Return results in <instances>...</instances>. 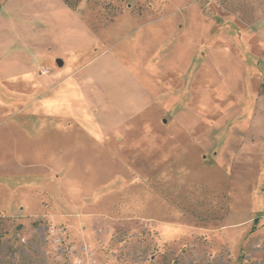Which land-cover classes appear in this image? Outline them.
Wrapping results in <instances>:
<instances>
[{"label": "rangeland", "instance_id": "374dc122", "mask_svg": "<svg viewBox=\"0 0 264 264\" xmlns=\"http://www.w3.org/2000/svg\"><path fill=\"white\" fill-rule=\"evenodd\" d=\"M0 264H264V0H0Z\"/></svg>", "mask_w": 264, "mask_h": 264}, {"label": "trees", "instance_id": "16d2710c", "mask_svg": "<svg viewBox=\"0 0 264 264\" xmlns=\"http://www.w3.org/2000/svg\"><path fill=\"white\" fill-rule=\"evenodd\" d=\"M64 5L72 11H76L81 3V0H62Z\"/></svg>", "mask_w": 264, "mask_h": 264}, {"label": "water", "instance_id": "95a60500", "mask_svg": "<svg viewBox=\"0 0 264 264\" xmlns=\"http://www.w3.org/2000/svg\"><path fill=\"white\" fill-rule=\"evenodd\" d=\"M62 63L59 62V66H61Z\"/></svg>", "mask_w": 264, "mask_h": 264}, {"label": "crops", "instance_id": "0c3cea01", "mask_svg": "<svg viewBox=\"0 0 264 264\" xmlns=\"http://www.w3.org/2000/svg\"><path fill=\"white\" fill-rule=\"evenodd\" d=\"M261 36V35H260Z\"/></svg>", "mask_w": 264, "mask_h": 264}]
</instances>
